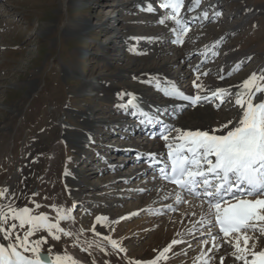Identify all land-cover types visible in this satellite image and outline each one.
<instances>
[{"label":"rangeland","instance_id":"rangeland-1","mask_svg":"<svg viewBox=\"0 0 264 264\" xmlns=\"http://www.w3.org/2000/svg\"><path fill=\"white\" fill-rule=\"evenodd\" d=\"M144 1L0 0V187L18 191V181L23 178L21 179L24 181L23 188L20 189H24L29 194L39 190L40 196L35 199L37 202L47 203L42 199L43 196L64 191L61 179L65 168L76 174L72 178L67 177L71 181L77 179L83 182L101 183L116 174V172L95 173L94 176L90 169L91 163L98 161L95 155L90 159L89 153L93 152L91 147L88 146L87 152V146L74 147L69 141L61 140L66 134L73 136L90 129L81 118L76 116L78 114L91 112L94 117L106 120L120 116L127 117L114 107L117 101L114 96L104 95L98 92L97 88L90 91L82 90V87L90 81L93 82L95 79L106 81L116 93L143 86L148 88L150 94H156L154 98H159L160 93L153 86L127 75L121 76V71L143 72L171 61L177 64L168 65L167 70L176 73L179 64H182L176 61L177 55L179 52L191 50L189 48L192 47L187 45L190 40L192 46L195 45L193 47L195 49H192L197 51L196 48L215 39L219 32L225 30H228L230 39L220 47L222 57H228L231 63L240 61L238 64L240 70H235L231 76L226 75V80H219L218 74L213 75L216 86L243 81L252 72L264 70V0H222L219 11L223 15L219 17L220 21L207 20L203 29L195 30L193 35L189 34L185 38L182 50L175 52L174 49L163 44L161 51L155 47V51L148 49L146 54H138L130 51L128 44L122 42L118 36L121 34L127 38L130 35L150 36L163 29L153 23L155 21L153 16L143 14L145 12L139 5ZM209 2L201 0L200 5L206 6ZM246 7L259 10L247 14L240 13L245 11ZM117 8L121 11L119 16H117ZM207 11L209 14L213 13L210 9ZM113 16L116 17L115 28L110 32L101 29L100 25L110 21V17ZM235 25H237L236 30L229 31V28H234ZM133 36L130 37L136 38ZM223 58H217L214 63L221 66ZM183 65L184 63L182 67ZM203 77L209 78V76ZM228 107L225 105L213 112L205 107H200L199 112L187 110L177 122L193 126L201 118L203 123L201 126L206 124L216 126L224 118L233 116ZM190 113H196L197 120L189 119ZM66 125L68 130H64ZM113 126L106 130L112 132ZM111 134L108 133L110 136ZM71 136L65 137L70 139ZM85 152L87 165L79 163ZM103 154L107 157L112 156L109 153L103 152ZM114 156L118 160V156ZM116 157H113L114 161ZM127 165L126 169L129 170L131 165L128 163ZM105 175L109 176L104 177ZM138 182L139 180L135 178L130 187H140L139 184L143 181L137 185ZM57 188L59 189L56 191ZM73 188L76 186L73 185ZM114 188V183H109L108 187L104 185L103 188L89 189L88 193H82L83 188H76L78 194L75 198L83 195L86 200L87 196L88 199L91 197L87 194H100L87 205L94 210L95 217L101 211L103 213V209L99 206L106 207L105 202L111 201L109 194L103 196L102 193L114 192ZM122 190H128L127 185L126 187L122 185ZM67 203L72 202L67 200ZM156 203L151 200L149 193H144L119 198V202L112 205L114 206L112 220L139 211V215L121 219L118 224H114V232L117 236L122 237L129 246L134 243L135 251L141 250L143 245L153 246L157 240L155 236L162 231L173 229L174 219L186 208L184 205L180 210L177 209L178 212L167 213V216H159L161 214L157 216L153 209L148 212L142 211L150 204ZM82 212V209L78 210L76 218L80 225L87 229L94 217L82 215ZM177 219L182 220L183 217ZM178 231L179 229H175L174 232ZM184 239H187L186 245L173 246L174 253L169 256L167 263L193 264L194 260H197L201 248L197 247V242L191 237ZM70 251L75 253L76 250L70 249ZM229 260L225 257L226 264L230 262Z\"/></svg>","mask_w":264,"mask_h":264},{"label":"snow or ice","instance_id":"snow-or-ice-1","mask_svg":"<svg viewBox=\"0 0 264 264\" xmlns=\"http://www.w3.org/2000/svg\"><path fill=\"white\" fill-rule=\"evenodd\" d=\"M200 4L201 0H192L185 10V0H161L159 8L165 10V14L160 15L156 23L171 24L169 35L140 39L183 46L191 22L199 19L189 14ZM145 8L149 13L156 11L151 3ZM202 16L204 20L210 19L208 11ZM223 39H217L210 48L206 46L202 55L218 54L215 50ZM130 51L137 53V48L132 47ZM206 62L202 60L192 68L191 94L174 82L169 83L167 78L156 77L147 83L166 97L180 101L185 109L211 105L220 110L222 106H229L228 110L235 112L234 117L216 126L178 127L164 118L167 108L163 114L160 109L152 114L143 108L135 93L123 90L117 93L119 103L114 107L138 117L137 124L142 128L159 125V130L150 133L149 138L162 142L161 150L136 154L137 162L148 166L141 175L151 172L152 181L158 182V186L129 191L140 194L155 191L162 202L172 201L162 203L155 209L156 214L176 212L178 207L186 205L181 215L188 220L185 231L177 233L179 238L154 250V257L128 259L127 264H167L173 246L187 243L184 237H191L201 248L193 264L197 261L198 264H224L225 255L230 257V264H264V71L252 72L235 87L212 89L201 80V76L209 75L201 71ZM239 70L238 66L236 71ZM227 75L233 72L228 71ZM225 78L223 74L218 76L220 80ZM106 167L114 170L111 164ZM63 176H72V173L65 168ZM135 178H121L120 182ZM37 196H40L39 190L29 194L24 189L10 191L8 187H0V264H85L89 257L88 264H98L94 253L101 254L99 264H110L104 256L125 259L127 249L122 246V240L97 229L99 226L109 233L114 232V224L139 215V211L117 220H110L104 214L96 215L85 229L76 213L82 209V215H90V209L85 208L83 201L74 200L66 183L64 191L42 197L47 203L37 202ZM67 200L72 203L68 204ZM70 249L86 253L87 257L77 258Z\"/></svg>","mask_w":264,"mask_h":264},{"label":"bare ground","instance_id":"bare-ground-1","mask_svg":"<svg viewBox=\"0 0 264 264\" xmlns=\"http://www.w3.org/2000/svg\"><path fill=\"white\" fill-rule=\"evenodd\" d=\"M206 1H210L209 2V5L206 6L207 8L205 6H200L198 9H195V11H193L192 13L189 14L191 16H197V17H199V19L194 20L192 22H195L197 24H200V26H201L200 27V30L203 29V27H204L202 25L204 23V21L201 20V19H203L202 13L204 11H207L208 9H210L211 11H213V13H210L209 14L210 19H208V21L217 20V22H219L220 21V18L219 17L221 15H223V13H221V15H219V16L216 15V13H220L219 12V9H220V4H222V0H205V2ZM144 2H146V0ZM144 2L139 5V7H141V9H143L142 10L143 12L146 11V9L144 8L145 7L144 6ZM217 6H218V8H217ZM254 10H257L258 11L259 9H254V8H251V7H246L245 11H240V13L247 14V13H251ZM163 14H165V13H163ZM163 14L158 13V14H155L154 15L155 16V23L157 22L158 17L160 15H163ZM117 16H119V14ZM106 23H108V22H106ZM169 27H171V24H169L168 26H165V29H162L159 33L155 34V36L159 34L161 36L167 37V35L165 34V32H168V28ZM236 28H237V25H235L234 28H229V31H235ZM85 29L86 28H83V30H85ZM227 31L228 30H225L223 32L222 31L219 32L217 34V36L215 37V39H212L209 42H207L205 45H201L200 47L196 48L197 51L199 52V50H200L199 53H201V55H202V53L205 51L206 46L209 47V48L212 47V45L214 44V42L217 39L221 38V37L224 38L223 41H222V44L220 46V47H222L223 44L228 39H230V35L227 33ZM188 35H189V32L186 34L185 38ZM130 36H133V35H130ZM130 36H128V38H127L126 36H123L121 34L118 37H120L121 38V41L122 42H125L126 45L128 44L127 45L128 48L131 49L132 47H136L138 53H141V52H144L145 53L146 51H149L148 49H151L152 51L153 50L155 51L156 48H158L159 51H161L160 48L162 47L163 44L171 47L172 49H174L175 52H177L179 50L178 47H176L175 45H172V44L167 43L165 41H162V44H160V46H159L157 44L151 43V41L144 40V39H140V38H143V37H150V36L134 35L133 37H136L137 38L134 41L132 40L133 38L130 37ZM220 47L217 48L215 51L216 52L219 51ZM189 51L190 50H185L182 53L179 52L178 55H177L178 59H176V61L178 63H180V62L184 63V61L186 59V55L185 54H187V52H189ZM211 54L212 53L209 52L208 53V56L206 57V58L210 59V61L207 59L209 61V63L206 64V65H203V67L201 68V71H206V72L209 73V75H208L209 78H206V77L201 76V80L204 82V84L206 86H208L209 88H212V89H214L216 87H235V86L239 85L242 82V80L236 81L233 84H230L231 82H229L228 84H222L220 86H216V79L213 78V75H216V74L221 75V74H223V75L226 76L227 73H228V71H232L233 74H234L236 68L238 67V64H240V61L239 62H236V63H231L228 60V57H224V58L221 57L223 59L221 61L222 64L220 66L219 64H215L214 63L216 61V59L217 58H220V57L219 56L218 57H216V56L212 57ZM173 64H177V63L170 61V62L164 64L161 67L159 65V66H156L155 68H152V70H148V71L145 70L143 72L142 71L141 72L139 71L137 73H133L134 71L127 72L126 70H123V71H121V76L127 75L128 77L136 78L137 81H140V82L145 83L147 85H149L147 83L148 80H154L156 77H160L161 79L167 78L168 81H169V83H172V78L175 79V77L177 76V74L176 73H171L167 69L169 67L168 65L171 66ZM242 64H243V62H242ZM221 69H223V72L221 71ZM180 71H181V73H183L182 76L184 77L185 82H186V87L184 88L185 89V92L188 93V94H191L192 91H193L191 85H192V79H194V75L191 74L190 71L187 69V62L184 63L183 67L182 66L180 67ZM147 85H145V86H147ZM149 86L152 87V85H149ZM96 88L98 89V92H101L104 95H107V96L108 95H110V96L112 95V96H114L115 99L117 100L116 101V104H117V102L119 103L118 98H117V93H116V91L113 90V87L111 86V84L108 83V82H106V81L103 82L101 79L100 80L99 79H95V81L93 80V82L90 81V83H87V84H85L82 87V90L90 91V90H95ZM180 89L183 90V88H180ZM147 90H148L147 87L144 88L143 86H140L139 88H136V89L130 88V89H127L126 91L127 92L129 91V92L135 93L140 98L139 103L143 106V108L145 110H147L150 113H156L157 109H160V111L161 110L164 111L165 108L171 109L176 104L175 103V100L174 101L173 100L172 101L171 100H165L164 102H161L158 97L154 98V96H156V94L155 95L154 94H150ZM87 91H83V92H87ZM159 93H160V95H163L161 91H159ZM200 107L209 108L210 110H212V112L215 111V109L211 105L197 106L195 108H191V109H188V110H195V112L196 111L199 112V108ZM13 112H15V110ZM195 114L190 113L188 118L189 119H192V120L193 119H196L197 120V117L195 116ZM226 114L230 115L229 113H226ZM231 114H233L232 117H234L235 112L232 111ZM124 115L127 116V117H123L122 118V116H120L121 118L120 117H118L116 119L115 118L114 119H110L109 118L110 120H106L105 118L94 117L93 114H91V112L90 113L89 112H86L84 114H78L76 116L79 117V118H81L83 120V123H85L86 126L90 127V129L89 130H83L80 133L78 132L76 134H73V136H71L69 134H66L65 136H71L72 138L69 139V138H67V137L64 136V138L61 139V140L69 141L74 147H86V146H90L91 147L90 149H92L95 152V155L96 154H99L100 155L99 156L100 157L99 159H101L102 158L101 157L102 152L107 151V149H106L107 147L106 146H109L111 149L114 150L115 145L113 143H111V141H115V140H118L119 139V137H118L119 135L117 134V132H120L122 134V136H123V134H129V133H124V132L122 133V130L121 129H130L131 130V129H134L135 128L134 127V122H133V120H131L133 116H130V115H127V114H124ZM232 117L224 118L222 120V122H226L228 119H230ZM201 120L202 119L199 118L198 123L197 124H194L195 126L194 125L192 126V125H189V124H186V125L178 124L177 120H175L174 123L178 127H185L186 126L188 128H191V129H195L197 127H207V126H209L207 124L205 126L204 125L201 126V124H203ZM113 125H115V127ZM112 126L115 129H116V127L121 128V129H118L117 128L118 130H115L114 132H111V130H109V131L106 130V129L111 128ZM64 130H68L67 125L64 126ZM108 133H112L111 136L108 135ZM130 135L131 136L124 135V137H126V138L129 137L130 139L133 138L134 135L133 134H130ZM110 137H112V138L109 139ZM90 140L93 141V142L90 143ZM100 140L102 141L101 143L99 142ZM144 140H147L148 142H150L149 144L152 145V151L153 152L162 149V142L159 139H157L155 141H152V140H149V138H144ZM95 145H97V146H95ZM128 145H134V143L133 144H130L129 143ZM110 148L108 150H110ZM113 157H115V156H113ZM121 159H124V164L127 163L126 162L127 161V157H122ZM84 160H86V159H84ZM128 160H129V158H128ZM106 164H111L113 166V168H115V171L114 172H116V174H113V175L110 176V178H107L108 179L107 181H105V179L101 183H99V182L93 183L91 181L83 182L82 180L80 181V180H77V179H72L73 181H71L69 178L64 177V176L62 177V175H61V177H62L61 183H63V187H64V184L66 183L67 186H68V188L72 189V197L74 198L75 201H77V202L83 201L84 202V205H86V206L88 204H91L90 202L94 200L93 198L96 195H100V194H94V193L87 194V195H89L91 197L88 199V196H87L86 197V200H85V196H83V195H80V198H75L76 195L78 194L76 192V188H78V189L83 188L82 193H88V192H90L89 189H94L95 190V189L103 188L104 185H106L108 187V184L109 183H114V187H115L114 188L115 189L114 192L107 191L106 193H102L103 196H105V194H109V196L111 197V201H109V202L106 201L105 202L106 207L99 206V207H101L103 209V213L101 211L100 214L102 213V214L108 216L110 220H112L114 218L113 217V213H114L113 207L114 206H112L113 203L119 202V198H122V197L128 198V197H133V196H136L137 194H140V193H137V192L136 193H133L132 191H129V189H134V187H130V186H132V183H131L132 182V179H128L126 182H120L121 181V178H132V177H136V176H138V174L142 170H141V168H138L137 167L136 169L135 168H131V170H129L127 173H124L123 170H122L123 172H121V166L122 165H120V163L115 162V161L114 162L113 161H110V162H107ZM96 165H97L96 163H93L92 167L90 168L91 170L94 171V173H93L94 175H95V173H103V174H105L107 172H110V170H108V169H102L101 170L99 167L97 168L98 165L97 166ZM104 166L106 167V165H104ZM88 174L91 175V173H88ZM73 175H76V174L72 173V176ZM72 176H71V178H72ZM84 178H86V176ZM21 179H23V178H21ZM21 179L20 180L18 179L19 181H18V184H17V190L18 189L20 190V188H23V184L21 183V181H22ZM142 181H143L142 184L141 183L140 184L138 183L140 185V188L147 187L149 189H152V188L158 186V182L154 184V182L151 179H147L145 177L142 178L141 182ZM55 182H57V181H55ZM23 183H24V181H23ZM60 185H58V186H60ZM73 185H75L76 188H73ZM122 185H127V189L128 190L122 191ZM56 186H57V184H56ZM58 189L59 188H57L56 191ZM56 191H54V192H56ZM82 193H80V194H82ZM150 197H151V200L152 201L159 203V205H161L162 203H171L172 202V201L162 202L161 199H160V196L157 195L156 192L150 193ZM71 202H72V200H71ZM101 202H102V200H101ZM180 216L183 217L182 220L177 219V217H180ZM177 217L174 219L175 220V223H174L175 225L173 227L175 229H179V231L177 233H183L185 231V228L188 226V220H187L186 217H184L182 215H179ZM174 228L173 229H169L168 231H162V232L159 233V235H156L155 236V240H156V238H157V240H156V242L154 243L153 246L143 245L142 248H141V250L135 251L134 248H133V247H135L134 246V243H132L129 246L127 244V242L126 243L124 242L125 240L122 237L117 236V233L116 232L109 233L108 231L103 230V229L99 228V226H98V229L97 230L104 232V234H111L113 236V238L122 240V246L127 249V256L123 260H121V258L119 256H116V257L104 256L103 259L104 260H109L110 261V264H127V260L128 259H141V260L151 259L152 257H154L156 255V253L153 252L154 250H160L164 246H166L171 241V239H173V238H179L177 236V233L174 232L175 231ZM172 253H174L173 250H171L168 253V255L171 256ZM73 254L76 255L77 258H80V259H84L85 256H87L86 253H80L78 250H76L75 253H73ZM212 254L213 253H209V255H212ZM221 254H224L223 253V249H221ZM94 255H95L97 261L100 262V260H101V254L94 253ZM121 255H123V254H121ZM225 257L228 260L230 259V257H228L227 255H225ZM90 259L91 258L89 257L87 260H85V264H88V260H90ZM226 263L227 262L224 260V264H226ZM229 263L230 262H228V264ZM167 264H169V263H167Z\"/></svg>","mask_w":264,"mask_h":264}]
</instances>
